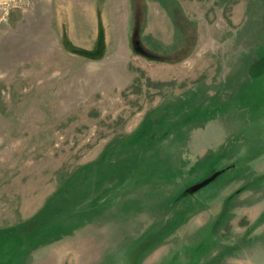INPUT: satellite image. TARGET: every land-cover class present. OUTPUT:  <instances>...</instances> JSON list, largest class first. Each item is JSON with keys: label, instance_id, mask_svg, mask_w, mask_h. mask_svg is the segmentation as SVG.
<instances>
[{"label": "rangeland", "instance_id": "obj_1", "mask_svg": "<svg viewBox=\"0 0 264 264\" xmlns=\"http://www.w3.org/2000/svg\"><path fill=\"white\" fill-rule=\"evenodd\" d=\"M0 264H264V0H0Z\"/></svg>", "mask_w": 264, "mask_h": 264}, {"label": "water", "instance_id": "obj_2", "mask_svg": "<svg viewBox=\"0 0 264 264\" xmlns=\"http://www.w3.org/2000/svg\"><path fill=\"white\" fill-rule=\"evenodd\" d=\"M220 172H215L214 174H212L209 178L203 180L202 182H200L199 184H197L194 188L198 189L203 187L204 185H206L207 183H209L210 181H212Z\"/></svg>", "mask_w": 264, "mask_h": 264}]
</instances>
